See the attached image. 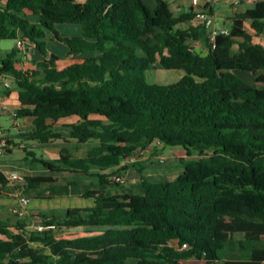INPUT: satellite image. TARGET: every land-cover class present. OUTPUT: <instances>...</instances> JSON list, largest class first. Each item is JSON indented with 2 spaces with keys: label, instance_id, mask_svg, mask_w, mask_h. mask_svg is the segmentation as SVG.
Returning a JSON list of instances; mask_svg holds the SVG:
<instances>
[{
  "label": "trees",
  "instance_id": "16d2710c",
  "mask_svg": "<svg viewBox=\"0 0 264 264\" xmlns=\"http://www.w3.org/2000/svg\"><path fill=\"white\" fill-rule=\"evenodd\" d=\"M153 2L0 0V40L27 41L39 55L29 67L14 49L0 58L17 91L15 118L32 122L22 139H62L53 122L76 116L69 138L98 143L80 158L62 148L56 163L21 146L26 156L54 171L97 167L100 183L118 184L111 166L120 172L136 156L141 170L150 147L189 148L171 179L141 176L139 194L86 192L91 207L50 216L58 228L93 233L55 237L17 218L11 233L0 224V264H264V0L234 12L213 42L192 6L174 14L169 0ZM47 39L80 59L61 66ZM157 66L184 73L148 81ZM52 181L24 175L22 186ZM7 183L0 171V187Z\"/></svg>",
  "mask_w": 264,
  "mask_h": 264
},
{
  "label": "crops",
  "instance_id": "0c3cea01",
  "mask_svg": "<svg viewBox=\"0 0 264 264\" xmlns=\"http://www.w3.org/2000/svg\"><path fill=\"white\" fill-rule=\"evenodd\" d=\"M150 6L154 5L153 0H145ZM171 9L174 14L182 13L190 8V0H169ZM255 0H241L238 7H233L230 0H211L208 4L212 7L215 25L217 27L223 26V21L229 22L230 17L234 12L241 11L246 8L252 7ZM205 0H199V5L204 7ZM219 8L217 9V7ZM221 21V25L217 24ZM196 22V19L191 23ZM227 24V23H226ZM226 26V25H224ZM66 30L71 32V26H65ZM12 43L5 44L0 47V58L5 57L7 52L12 49L17 50L19 55L16 58L19 64L23 67H29L31 60L38 59L39 55L34 48V45L23 41L21 47H17L16 40ZM47 49L56 53L61 58V66L70 63L66 56L67 48L56 42L47 39ZM73 57V56H72ZM72 62V61H71ZM7 78L10 81V88L0 94V115L7 114L12 120L14 130H10L1 126L4 136L9 143L3 155H0V171L5 174L9 170H19L24 175L29 176H43L53 180L52 182L42 183L37 187H24L26 195L29 197V203L26 210V215L22 221L26 229H31L32 225L40 223L43 219H50V216L62 218L68 210H83L84 208L91 207L94 203L92 196H83L84 193L90 192L94 194L108 193V194H122L131 193L139 194L142 192V185L140 182L141 176L148 181H160L173 178L182 168L179 161L180 157L187 155L181 146H169L162 149H154L150 147L141 157L142 162L141 170H138L133 164H128L124 170L118 172L121 164L111 166L108 168L110 172L122 173L125 176V182L122 184H114L111 182L100 183L97 173V167H91L87 173L72 171L63 164L60 165L61 170H49L38 161H33L32 155L36 158L56 163L55 160L59 157V151L66 148L69 154L73 157H85L88 153L90 146H96L98 143L91 140L85 143H77L74 139L69 138L71 130L70 124L76 122L78 117L69 116L56 120L52 124V130L59 133L62 139H54L48 143H37L35 141H24L23 133H26L32 128V122L29 118H15L13 113L18 108L17 91L13 86L12 79L7 75H0V79ZM18 139V140H17ZM21 144H19V142ZM17 146H25L32 151V155L24 156L22 163H16L13 159V153ZM33 149H40L39 156L35 154ZM26 154V153H25ZM44 155V156H43ZM32 163H35L34 165ZM15 205V198L13 196V187L8 184L0 187V224L3 228L11 233L16 232L14 224L16 217L12 213L13 206ZM67 230H79L69 229ZM86 230V229H82ZM92 233L95 229H89ZM83 235V234H82ZM79 236V235H78ZM0 239H6L3 233H0ZM186 262V261H185Z\"/></svg>",
  "mask_w": 264,
  "mask_h": 264
},
{
  "label": "built area",
  "instance_id": "2783aa9c",
  "mask_svg": "<svg viewBox=\"0 0 264 264\" xmlns=\"http://www.w3.org/2000/svg\"><path fill=\"white\" fill-rule=\"evenodd\" d=\"M205 8H201L199 5V0H190V5L196 11V18L203 22L207 29L209 30L210 41L213 42L215 36L218 33H226L228 30L227 28H218L215 25L214 16L212 13L208 12V4L211 0H205ZM230 3L233 7H238L241 3V0H230ZM207 7V8H206ZM23 41L21 39L16 40L17 47H21ZM10 88V81L7 78L0 79V94ZM16 115V111L13 113V116ZM154 143L159 144L158 141H154ZM7 139L4 136L2 130L0 129V155H3L5 149L7 147ZM136 156H131L123 161L122 165L133 164L137 161ZM5 177L8 181V184L12 185L13 187V196L15 198V205L13 206L12 213L17 219H24L26 215L27 206L29 203V197L26 195L24 187L22 183L24 182V174L19 170H9L5 173ZM111 181L116 182L118 184H122L125 182V176L122 173H114L111 176ZM32 230L36 232H44V231H55L58 226L56 223L51 222L49 219H43L40 223L33 224ZM185 246V244H183Z\"/></svg>",
  "mask_w": 264,
  "mask_h": 264
},
{
  "label": "rangeland",
  "instance_id": "374dc122",
  "mask_svg": "<svg viewBox=\"0 0 264 264\" xmlns=\"http://www.w3.org/2000/svg\"><path fill=\"white\" fill-rule=\"evenodd\" d=\"M219 8V6L217 7V9ZM227 21H223L222 24L226 25V26H220L221 25V21L217 24L218 28H226L227 27ZM248 27V26H246ZM57 29L61 32L62 35H68L70 32L66 30V27H64V25H59L57 26ZM73 32V31H71ZM256 40H262L261 38H256ZM12 40L10 39H1L0 40V47H2L3 45L5 44H9V43H12L11 42ZM262 42H264V40H262ZM195 45H198V44H195ZM19 53L17 52V55L18 56ZM81 55L80 54H75L71 56H69L70 59H67V61L71 62V61H74V60H77V59H80ZM61 65V63H60ZM183 70H180V69H164L162 67H155V68H152L150 69L148 72H147V79L148 81L150 82H156V83H171V82H174L176 81L177 79H179L182 75H183ZM242 77H249L247 76L246 74L244 73H239ZM0 124L1 126L3 127H6L10 130H14L13 128V125H12V120L10 118L9 115H7L6 113L5 114H1L0 115ZM18 140V139H17ZM19 144L20 141H18ZM21 146H17L16 145V148L14 150V153H13V159L15 160V164L16 163H22L23 162V158L24 156L26 155L25 154V151L22 150L20 148ZM169 146L166 147V149H168ZM183 147V146H182ZM181 148V146L179 147V149ZM184 151H188L189 148L187 147H183L182 148ZM33 151L35 152V154L37 156H39L41 153V150L40 149H33ZM44 156V155H43ZM33 165L35 163H32ZM36 165V164H35ZM31 230V229H29ZM92 233L89 229H86V230H82V229H79V230H67V229H64V228H58L56 229L55 231L52 232V235H54L55 237H66V238H71V237H75V236H78V235H84V234H90ZM33 245H36V243H33ZM177 264H208L207 262H204V261H198V260H188L186 262H183V263H177Z\"/></svg>",
  "mask_w": 264,
  "mask_h": 264
}]
</instances>
